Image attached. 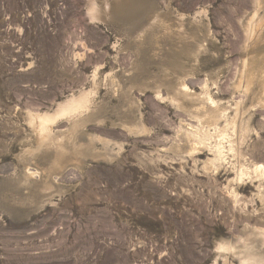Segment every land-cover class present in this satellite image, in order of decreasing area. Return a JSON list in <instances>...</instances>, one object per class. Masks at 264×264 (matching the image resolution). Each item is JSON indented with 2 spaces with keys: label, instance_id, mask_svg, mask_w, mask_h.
<instances>
[{
  "label": "rangeland",
  "instance_id": "374dc122",
  "mask_svg": "<svg viewBox=\"0 0 264 264\" xmlns=\"http://www.w3.org/2000/svg\"><path fill=\"white\" fill-rule=\"evenodd\" d=\"M0 264H264V0H0Z\"/></svg>",
  "mask_w": 264,
  "mask_h": 264
},
{
  "label": "bare ground",
  "instance_id": "6f19581e",
  "mask_svg": "<svg viewBox=\"0 0 264 264\" xmlns=\"http://www.w3.org/2000/svg\"><path fill=\"white\" fill-rule=\"evenodd\" d=\"M249 62V61H248ZM247 65V64H246ZM247 71V70H246ZM246 73V72H245ZM251 75V74H250ZM247 77V76H246ZM252 79V78H251ZM249 92V91H248ZM214 115H210L209 117H207V122L208 123H214ZM41 122V121H40ZM49 150V149H48Z\"/></svg>",
  "mask_w": 264,
  "mask_h": 264
}]
</instances>
